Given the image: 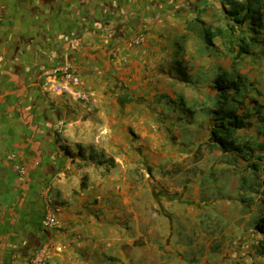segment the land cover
Segmentation results:
<instances>
[{
    "label": "crops",
    "instance_id": "0c3cea01",
    "mask_svg": "<svg viewBox=\"0 0 264 264\" xmlns=\"http://www.w3.org/2000/svg\"><path fill=\"white\" fill-rule=\"evenodd\" d=\"M224 2L0 0V264H32L44 246L50 264H264V35L211 80L209 65L179 78L172 51L177 35L211 48L205 31L229 28ZM215 44L222 56L225 41ZM64 65L93 105L53 92ZM224 73L242 92L213 87ZM196 80L195 98L178 91ZM178 98L192 116L188 101L207 104L197 147L174 143ZM224 100L247 116L235 134L242 153L210 140ZM229 153L245 187L192 194L189 175Z\"/></svg>",
    "mask_w": 264,
    "mask_h": 264
},
{
    "label": "rangeland",
    "instance_id": "374dc122",
    "mask_svg": "<svg viewBox=\"0 0 264 264\" xmlns=\"http://www.w3.org/2000/svg\"><path fill=\"white\" fill-rule=\"evenodd\" d=\"M223 31L224 30L217 31V34L215 32L216 36L213 40L214 44L217 42V38L219 41H225L226 49L222 50V56L216 54L218 52H221L220 50H216V44L214 46L209 45V47L211 48L208 49L203 47V44H200L201 42L199 41V37L196 34L186 35V39H184V37L181 35H177L178 40L176 41V43L174 42L172 51L179 58L177 60L176 66V69H179L177 73L179 78L181 76L186 77L184 74L185 72L189 75H191L192 73L196 75V77L204 75L201 68L209 65L208 69L213 73V75L208 78L211 80L216 74V67L222 64V59L224 62V66L226 67V65H228V61L232 59V55L230 52L231 46H234L231 43L232 40L230 39L227 32ZM174 36L175 35L173 34L170 35V37ZM234 42L235 41L233 40V43ZM237 47L238 46L236 44V48ZM198 81L199 80H196L193 85L190 84L186 86H184L183 83H179L178 91L180 90L184 94H192L195 98V91L198 92L203 89L202 84ZM167 101L169 100L167 99ZM169 103L171 104L172 108H175L178 111L176 133V135L178 136V142L175 141L174 143L180 150L182 149V146H191V148L197 147L200 144V140L203 138L204 134L205 126L201 125L199 122L201 119L207 120V104H202V101L200 99L193 100L192 102L188 101L186 104L187 106H189V110L194 111V114L192 116L189 114V111L186 110L184 101L181 98L176 99L174 103H171L170 101ZM181 143H183V145ZM237 157L238 156L234 153L222 154L220 156L216 154H209L208 161L206 162V164H204V168L199 167V171L191 173V175H189L188 177L191 180L188 186L193 189L192 194L196 190L195 187L201 189L209 187V191L216 197H218V195L220 196V193L223 194L222 192H224L226 196H229L231 195V185L235 181L238 182L237 186L245 187V185L242 183L245 181V179L239 174L242 171L237 168V162H239V158ZM234 171H236V173Z\"/></svg>",
    "mask_w": 264,
    "mask_h": 264
},
{
    "label": "trees",
    "instance_id": "16d2710c",
    "mask_svg": "<svg viewBox=\"0 0 264 264\" xmlns=\"http://www.w3.org/2000/svg\"><path fill=\"white\" fill-rule=\"evenodd\" d=\"M223 5L225 18L230 22L227 34L234 46H231L230 52L235 55V59L250 56L253 43L262 42L254 36L264 35V0H225ZM204 35L205 42L212 45L214 39L212 31L207 30ZM227 74L219 75L213 87L224 95L228 92L236 94L242 92L240 84L230 79ZM225 103V100L220 102L219 109L214 111L216 118L210 140L219 145L224 152L242 153L247 145L238 143L235 134L247 126V116H239L234 106L225 108Z\"/></svg>",
    "mask_w": 264,
    "mask_h": 264
},
{
    "label": "built area",
    "instance_id": "2783aa9c",
    "mask_svg": "<svg viewBox=\"0 0 264 264\" xmlns=\"http://www.w3.org/2000/svg\"><path fill=\"white\" fill-rule=\"evenodd\" d=\"M141 39H137L135 44H140ZM55 73L58 77V83L55 85L53 92L57 95H72L75 99L85 105L91 106L95 103V97L85 91L78 89L82 84L81 77L79 74L75 73L74 70L68 66L64 65L55 70ZM9 159L13 162L16 160L14 154L9 156ZM16 169L18 172L23 175L25 174V169L21 165L16 164ZM60 210L57 209L51 213H48L44 218V225L47 227H54L57 225V213ZM51 255L47 246L42 247L35 252L32 258V264H50Z\"/></svg>",
    "mask_w": 264,
    "mask_h": 264
}]
</instances>
